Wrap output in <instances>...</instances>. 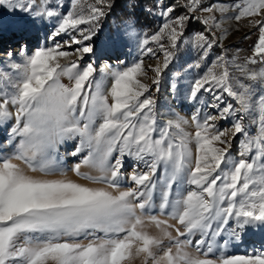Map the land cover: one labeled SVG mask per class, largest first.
<instances>
[{
  "label": "snow or ice",
  "instance_id": "snow-or-ice-1",
  "mask_svg": "<svg viewBox=\"0 0 264 264\" xmlns=\"http://www.w3.org/2000/svg\"><path fill=\"white\" fill-rule=\"evenodd\" d=\"M0 7L33 20L59 18L51 38L67 35L0 69V124L14 116L10 141L19 138L10 155L0 156V264H264V251L224 256L214 244L225 231L239 239L247 229H264V67H248L264 65V0H185L184 14L177 16L174 6L157 4L155 13L148 8L163 19L159 30L138 39L141 34L130 22L125 35L138 40L141 57H155L149 47L155 43L162 63L147 69L143 58L123 68L105 64L99 75L90 42L113 0H72L66 14L60 12V0H0ZM229 11L235 15L226 16ZM225 19L247 20L257 30L252 55L244 64L219 55L194 81L189 98L195 100L203 90L222 103L226 93L238 107L209 103L218 112L203 119L194 114V132L179 116L158 121L152 92L159 91L188 22L204 26L193 37L204 60L213 47L222 46L227 29L216 33ZM85 55L89 60L82 64ZM232 67L258 82L260 94L239 81L235 89ZM9 68L15 70L12 91L5 87L13 75ZM149 71L155 89L144 82ZM235 112H252L257 122V133L249 136L243 117L233 121L232 137L244 136L239 159L230 158L228 130L215 123ZM71 140L78 141L71 155L81 158L70 171L87 184L67 178V171L54 164L59 146ZM125 158L146 169L134 168V187L122 186ZM152 226L160 235L148 231Z\"/></svg>",
  "mask_w": 264,
  "mask_h": 264
},
{
  "label": "rangeland",
  "instance_id": "rangeland-1",
  "mask_svg": "<svg viewBox=\"0 0 264 264\" xmlns=\"http://www.w3.org/2000/svg\"><path fill=\"white\" fill-rule=\"evenodd\" d=\"M171 0H157L155 7L152 8L153 12H157V4L161 6H174L170 4ZM182 4L185 0H180ZM72 0H60L63 7L60 9L62 14H66L71 10L70 4ZM90 2V0H89ZM218 0H204L205 4L216 3ZM226 4L235 2V0H222ZM175 7V6H174ZM148 8H145V10ZM185 11V10H184ZM128 17L123 20H117L112 10L101 22L100 28L93 41L90 43L94 46V51L98 56H92L91 59L97 66V75L104 70V65L107 64L110 67L123 68L128 64L136 61L138 58H143L145 62V68L155 67L158 63H162V53L155 43L149 44L157 55L155 57L143 56L138 49V40H129L125 35L126 25L132 23L135 29L143 38L144 36L151 37L156 33L163 23V19L158 14H150L148 11L147 18L149 23L142 25L137 23V18L134 12H131L129 8ZM177 12L173 13V16H177ZM234 12L229 11L226 16H233ZM219 18V17H218ZM192 23H200L198 20H191ZM201 24V23H200ZM59 26V18H44V19H30L26 17L23 12L6 11L0 7V69H3L9 61L21 63L27 55L34 52L38 47H50L56 42H63L67 39L66 34L56 37L53 40L51 37L55 34L56 29ZM82 28H87V25H81ZM188 26L185 29V34L181 38L182 43L176 52V56L168 69L163 71L161 82L159 85V91L153 90L152 95L156 99V111L158 121H166L168 119H175L177 116L187 119L189 125L185 126L187 131L194 132L195 127L191 120L192 116L199 113L201 119L208 114H216L218 109L209 107V103H220V107L223 108L226 104H233L234 107H238L235 100L232 97L223 94L222 103L213 101L212 94L206 93L201 90L195 100L189 98V93L192 89L195 80L200 78L206 73L207 68L216 60L219 55H225L229 61L235 59L236 64H244L246 58L252 55V50L255 42L258 39L257 30L255 28L248 27L247 20H241L237 23L235 20L225 19L222 23L221 30L217 31V35L223 29H227V32L221 38V47H213L208 53L207 58L201 59V49L194 46L193 37L196 33L204 31V26L201 24L200 29L188 30ZM71 35H78L72 32ZM22 47L26 51H21ZM75 47V45H73ZM11 55H8V54ZM119 58V59H118ZM70 59H76L75 56ZM89 60V56L85 55L84 62ZM65 61H62V63ZM200 63V67H196L197 63ZM250 70L258 71L264 65L255 64L248 65ZM13 75L5 79V87L12 91L10 87V81L15 79V70L8 69ZM220 71V69H217ZM233 74V86L239 90L238 83L253 85L257 90L256 95H259L260 84L247 80L244 75L235 67L230 68ZM149 78L144 80L149 86L155 89V86L151 84V77L154 73L149 71ZM68 83L67 79L64 80ZM111 84V79L106 80V85ZM219 94V91L217 92ZM255 99V96L253 97ZM13 112L15 109L10 108ZM243 117V124L247 130L249 136L257 133V122L252 112H235L229 115L228 119H218L215 123L218 129H227L228 138L231 139V148L229 150L230 158L239 159L240 142L244 139V136L237 134L232 137V124L233 121ZM14 116L3 124H0V156L10 155L14 149L15 143L19 138L12 139L10 141L11 127L14 125ZM77 140L66 141L59 146L58 152L55 154L54 164L65 169L68 173L67 178L76 180L79 183L87 184V181L79 180L70 169L80 162V156H73L71 153L75 150ZM193 150H195L193 148ZM20 163L19 161H14ZM23 167V165H21ZM144 171L146 170L143 164H138L137 161L125 158V167L122 170L124 173L123 187H134L130 180V175L133 170ZM82 171H91L86 168H82ZM30 175L40 176V173H31ZM93 174H96L93 172ZM162 175L161 172H157V176ZM58 178V177H49ZM174 191H175V185ZM160 187L157 186L156 191L153 194V199L157 203L159 202ZM163 218V217H162ZM171 222V221H170ZM148 231L152 235H160L158 230L152 226L148 228ZM175 235V233H173ZM199 234L192 237L193 243L198 240ZM86 242V241H85ZM211 242V241H209ZM169 242L164 240V244ZM215 252H222L224 256L235 255H254L257 252L264 251V229H247L243 231L239 239L230 236L227 231L218 235L214 241ZM175 251V249H173ZM188 251L194 252L192 248Z\"/></svg>",
  "mask_w": 264,
  "mask_h": 264
},
{
  "label": "trees",
  "instance_id": "trees-1",
  "mask_svg": "<svg viewBox=\"0 0 264 264\" xmlns=\"http://www.w3.org/2000/svg\"><path fill=\"white\" fill-rule=\"evenodd\" d=\"M156 2L157 0H113V7L111 10L113 14H115L117 20H123L131 14L129 13L130 8L131 12L137 14V23L142 25V20L144 21L143 24L150 22L149 19H146L147 13L145 8H154ZM170 4H175V11L178 15L184 14V8L181 7L183 4L180 0H171ZM187 26L189 28L188 30L192 31L200 29L201 24L189 21Z\"/></svg>",
  "mask_w": 264,
  "mask_h": 264
}]
</instances>
